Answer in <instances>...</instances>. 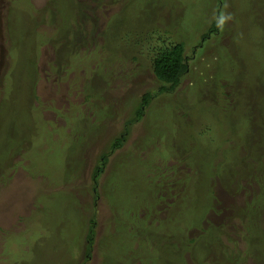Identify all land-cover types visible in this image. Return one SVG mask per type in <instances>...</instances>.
I'll return each mask as SVG.
<instances>
[{
    "label": "rangeland",
    "instance_id": "1",
    "mask_svg": "<svg viewBox=\"0 0 264 264\" xmlns=\"http://www.w3.org/2000/svg\"><path fill=\"white\" fill-rule=\"evenodd\" d=\"M0 264H264V0H0Z\"/></svg>",
    "mask_w": 264,
    "mask_h": 264
},
{
    "label": "trees",
    "instance_id": "2",
    "mask_svg": "<svg viewBox=\"0 0 264 264\" xmlns=\"http://www.w3.org/2000/svg\"><path fill=\"white\" fill-rule=\"evenodd\" d=\"M218 28H219V23H218V21H216V23H213V25L211 26L210 31L218 32L219 31ZM184 52H185L184 44L178 43L175 46H173V48H170L168 50H166V49L161 50L159 54L155 55V57H154V66H155L154 73H155L158 81H160L162 83L161 89H163L165 91H173L174 88L180 83L181 76L188 70L187 64L183 62V53ZM152 97H153V95L151 92H147L144 94L143 103L138 105V107L136 108V114L134 113V116L131 119H128L127 123H125L126 126H125L124 132L126 131V133L122 134V136H123L122 138L114 139V141L112 143V149H114V151L121 149L123 147L124 139H126V137L124 135H127V133L128 134L130 133L129 131H130L131 125L135 124L136 122H138L139 120L142 119L143 115L145 114V108L144 107H146L148 105V103ZM86 99H88V97H86ZM108 153L109 152H105L102 154L101 162L104 161L103 164L106 163V161H107V154ZM137 163H138V165L144 164V173H145V167H146L145 161H143V164H142L138 160L137 162H135L133 164V166H136ZM151 163L152 162L149 160L148 167H150V169H152ZM101 171H102V166L98 165L93 172L92 177L95 180L96 186L98 185L97 183H99L98 177H99ZM125 172H126V170H125ZM135 173H137V175L140 176V174L138 172V168L135 170ZM125 175H127V174H125ZM184 200L185 199L182 198V201H184ZM253 208H254V210L255 209L256 210L262 209L261 207L258 208L257 205L254 206ZM254 210H252V212ZM147 230H148V228L146 227L145 232ZM92 238H93V234L91 231L90 235L88 237L89 244H92Z\"/></svg>",
    "mask_w": 264,
    "mask_h": 264
},
{
    "label": "clouds",
    "instance_id": "3",
    "mask_svg": "<svg viewBox=\"0 0 264 264\" xmlns=\"http://www.w3.org/2000/svg\"><path fill=\"white\" fill-rule=\"evenodd\" d=\"M123 137V136H122ZM92 231V225H91V223H90V231H89V234H90V232ZM89 237V236H88ZM93 241H94V237L92 238V243H93ZM88 244H89V240H88Z\"/></svg>",
    "mask_w": 264,
    "mask_h": 264
}]
</instances>
